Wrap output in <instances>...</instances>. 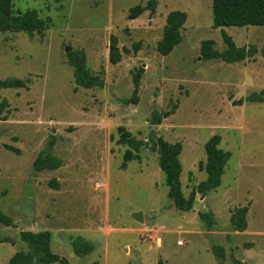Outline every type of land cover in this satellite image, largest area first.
<instances>
[{
    "label": "rangeland",
    "instance_id": "1",
    "mask_svg": "<svg viewBox=\"0 0 264 264\" xmlns=\"http://www.w3.org/2000/svg\"><path fill=\"white\" fill-rule=\"evenodd\" d=\"M154 1V11L135 18L132 7L148 0H14L15 10L36 9L51 25L42 33H0V78L27 82L0 87V211L11 219L0 220V264L28 250L21 237L27 230L51 231L52 251L71 264H264V101L246 99L264 90V57L227 62L202 55L204 40L227 49L224 32L238 47L260 50L264 25L215 27L213 0ZM174 10L187 14L182 41L161 55L157 44ZM113 36L121 52L116 64L109 60ZM73 58L98 84L76 83ZM120 127L149 143L126 168ZM214 134L231 152L221 185L197 193L192 209L181 211L150 139L182 144L188 196L207 177L200 162ZM47 150L62 164L36 169ZM242 206L249 207L248 227L238 231L231 218ZM138 211L143 220L133 216ZM206 212L211 228L200 216ZM75 237L93 250L77 253Z\"/></svg>",
    "mask_w": 264,
    "mask_h": 264
},
{
    "label": "trees",
    "instance_id": "2",
    "mask_svg": "<svg viewBox=\"0 0 264 264\" xmlns=\"http://www.w3.org/2000/svg\"><path fill=\"white\" fill-rule=\"evenodd\" d=\"M156 1L148 0L146 5L138 4L131 9L133 17H138L144 10L150 9L154 11ZM213 24L215 27L231 26V25H264V0H213L212 2ZM187 14L181 10H174L168 14L167 22L163 30V36L158 41L157 50L161 55L170 54L173 49L182 41V28L186 21ZM51 25V17H41L36 9L26 11H17L14 8V0H0V33L5 31H25L29 34L34 32L42 33ZM224 39L228 44L225 51L219 52L212 48V40H204L202 42V55L206 59L222 58L227 62L243 61L248 57L254 56L260 52L264 57V46L259 50L252 46L249 48L238 47L232 38L224 32ZM141 46L140 42L134 43L135 51H138ZM125 50L128 49L125 47ZM121 59V52L117 44V38L112 37L110 43L109 60L116 64ZM72 64L75 68V81L79 86L92 87L97 83L96 76H91L85 71V63L83 60L72 59ZM143 68H139L133 77L135 86L139 84L140 75ZM0 87H27V82L20 78H0ZM137 88V87H136ZM246 99L248 101H264V90L260 93L253 92ZM242 104L243 99H240L236 104ZM161 121L160 115L153 117V123L159 124ZM121 128L119 143L127 144L128 148L124 153V161L122 168H126L127 163L138 156V151L142 146H149V143L144 139H138L129 131ZM151 148L159 154V165L165 174L166 184L169 187L168 196L173 200L175 206L181 211H189L192 209L197 193L206 195L212 190L217 189L222 182L225 173L226 165L231 157V152L220 147L221 136L214 134L206 142L205 148L207 153L206 162H200V168L206 171L207 177L199 182L185 196L182 190L181 174L182 163L180 155L182 152V144L180 142L172 143L162 137L157 139L151 138ZM55 142H50L52 149ZM62 164V160L50 151H42L35 160V168L42 170L45 168L55 169ZM50 184L57 186V183L52 180ZM249 207H239L232 215L231 221L234 229L245 231L248 227L247 214ZM211 228L214 222L213 215L206 212L200 215ZM0 220L7 225L11 224V219L0 211ZM22 240L28 245V250L17 251L6 264H71L69 260L51 249V231H22ZM72 245L77 253L90 252L93 250V243L85 240L82 237L72 238ZM221 252V247L218 248ZM141 264V263H135ZM158 264H163L160 261ZM235 264H245L241 260H236Z\"/></svg>",
    "mask_w": 264,
    "mask_h": 264
},
{
    "label": "water",
    "instance_id": "3",
    "mask_svg": "<svg viewBox=\"0 0 264 264\" xmlns=\"http://www.w3.org/2000/svg\"><path fill=\"white\" fill-rule=\"evenodd\" d=\"M133 216L138 220H143V212L142 211H138V212L133 213Z\"/></svg>",
    "mask_w": 264,
    "mask_h": 264
}]
</instances>
